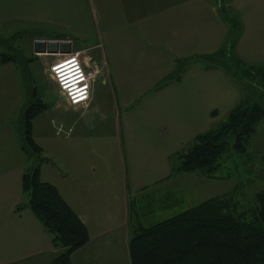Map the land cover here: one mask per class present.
Wrapping results in <instances>:
<instances>
[{
  "label": "crops",
  "instance_id": "1",
  "mask_svg": "<svg viewBox=\"0 0 264 264\" xmlns=\"http://www.w3.org/2000/svg\"><path fill=\"white\" fill-rule=\"evenodd\" d=\"M42 1L60 3V5L69 2V0ZM82 1L90 2L96 14V23L90 25L84 32H89L90 28L93 33H96L102 27L101 30L109 34L107 37L110 42L105 50L98 49V43L84 45L81 48L74 47L73 40L69 36H58L57 39L70 40L72 51L83 52L84 49H92L93 58L96 60L94 62L100 65L101 71L92 84L88 105L78 110L65 108L77 115L79 129L72 143L63 145L59 154H53L59 169L50 167L49 159L41 160L39 161V178L56 187L63 200L86 226L88 240L70 254L71 264H130L128 238L136 232L138 227L147 226L145 225L147 220H151L152 222L149 223L153 224L155 223L153 221H157L160 217H168L161 214H175L209 197L219 195L218 193L231 194L233 183H230L231 175L226 174L224 180L226 186L230 184L229 188L206 196L200 191L206 187L208 179H215V177H205L196 172L185 173L186 176L194 178L198 186L190 188L182 186V190L178 192L165 191L158 200L150 199L144 194L146 190H149L145 187V180L139 176L145 173L151 174V169L147 167L130 170V175L135 181L127 187L126 171L123 169V160L118 147L119 140L115 141L116 154L112 157L114 162L108 163L106 156L100 153L88 155L86 136L88 131L95 128V118L102 117L105 112V108H102L100 103L92 104L95 91L101 88L111 102L108 111L113 117V127L117 125L114 135L119 138V131L126 135V124L121 127L118 122L121 114L117 98L122 101L128 92L133 94L126 83L138 81L134 73L137 72L136 65H144L145 61L150 64L156 61L159 64V68L149 76L150 82L158 81L154 90L144 93L153 92L162 96L165 102L166 117L162 118L164 123L156 130L160 132V134L157 133L158 140H161L163 144L167 137V142L171 143L172 149L168 153L159 149L169 165L157 166L155 183L169 182V177L173 175L169 174L170 162L178 153V150H175L176 147L193 141L198 133L208 130L215 121L217 122L215 119L217 111L213 108L215 106L212 99L216 92L218 93V85L214 84L213 76L198 73V68L203 71H212L213 64L203 65V67H196L193 64L199 56L205 54V50L210 51L220 45L229 27L218 11L219 4L215 0ZM84 2L83 8H85ZM6 3L7 0H0V22L6 19L4 18ZM233 6L240 12L236 5ZM63 7L65 6L62 5ZM241 19L245 24L236 37L235 48L243 49L247 55L264 56V39H262L261 47L255 45L253 41L256 35L252 37L248 33L244 16ZM263 24L260 20L254 22L259 29ZM140 39L149 44L144 47ZM177 65L180 67L176 68ZM219 67L222 66L219 65ZM173 72H179L181 75L173 78ZM1 78L6 76H0V80ZM226 84L229 86L228 83ZM2 86L7 87L0 84V264H49L63 249L52 244L51 234L25 204L26 197L21 188V176L25 169L24 153L7 124L8 115L16 102L7 107L8 92ZM139 90L140 87H137L135 93L137 94ZM224 96L220 95L222 102L229 103V98ZM239 99L237 93L234 94L233 105L238 103ZM211 107L212 110L209 112ZM228 110H224L223 113H227ZM68 120H70L69 117L64 121L68 122ZM146 127L148 128L149 124L144 125L142 130L146 131ZM145 131H142L143 136L147 135ZM57 133H59L58 130ZM189 145L181 150L184 151ZM254 146L264 162V117L257 124L247 149L252 150L249 154L254 153V157L257 158L259 156L256 154L257 151L252 149ZM118 171L120 174L117 175ZM261 179L264 180V178ZM162 180L166 182H160ZM201 182L205 185L201 186ZM223 186L225 187V182ZM88 193H91L90 196L87 195ZM184 197L193 199L194 204L183 208ZM17 206L20 207L16 208Z\"/></svg>",
  "mask_w": 264,
  "mask_h": 264
},
{
  "label": "rangeland",
  "instance_id": "2",
  "mask_svg": "<svg viewBox=\"0 0 264 264\" xmlns=\"http://www.w3.org/2000/svg\"><path fill=\"white\" fill-rule=\"evenodd\" d=\"M215 1L221 4L223 6L222 9L224 8L225 10V23L229 27V31L226 33L220 45L215 46L214 49L212 48L210 51L205 50V54H200L202 56L198 55L199 58L193 64L196 65V67H203L206 63L210 64V54H215L217 50L223 48L224 52H226V58H229L228 65H224L223 63H218L216 56H214L212 60L214 65L211 67L213 69L212 71H203V69L198 68V73H203L205 76H213L214 78H212V80L214 84L216 86L218 85V93L216 89V94L212 99L214 100L213 103L215 106L213 108L217 111V113H215L217 122L215 121V123L209 127L211 129L225 120L228 112L223 113L224 110H228L229 108L228 111H230L231 108L236 106L237 103L233 105L234 103L232 101L236 93L240 98L239 101L250 96L261 99L264 103V93L255 84L253 85L255 77L249 74H247V77L240 76L242 71H249L251 66L257 67L263 65L264 56L247 55L243 49L239 50L238 47L235 48L234 44L236 36L241 32L242 26L245 24L241 19V17L244 16L248 26V33H250L252 37L256 35L253 43L260 47L262 46V39H264V24L259 29V27L257 28L254 25V22L255 20H260L264 23V0H232L233 2H226V0ZM83 2L82 0H69V2L62 4L66 8H62L60 3H48V1L43 2L42 0H7L4 17L6 19L0 22V53H10L14 57V61L8 64L0 63V76H6V78H1L0 84L7 86H2V88H5L8 92L7 107L9 108L12 106V103L16 102V104H13V109L8 115L7 124L8 129H12L13 137L20 146L23 145V147H26L23 123L21 121V111L31 98L26 90V82H31V84L36 85L38 94L45 102L49 103L48 109L40 112L36 118L32 119L33 139L41 145L44 150L39 155L24 154L23 166L25 169L33 168L38 163V160H42V157H46L50 160V167L53 166L55 169H59L57 161L53 159L55 157L53 154H59L63 145L72 143V141L76 139V133L79 129V120L76 118L77 115L65 109L66 106L63 97L58 92L57 87L47 72L48 64L52 60L59 58L61 54H35L32 50L33 41L35 39L59 38L58 36L67 35L73 40L74 47L83 48L84 45L89 46L98 43V49L105 50V48H108L110 41L107 36L109 34H105L104 30H101L102 27H100V30H97L96 33H93L90 28L89 32H84L90 25L96 23V14L90 2H84L85 8H83ZM233 5H236L240 12L236 11ZM217 8H219V6ZM83 25L85 27H83ZM235 28H238L240 31L235 33L237 32ZM140 41L144 47L149 44V42L144 40L140 39ZM91 50L92 49H84L83 52H81L82 58L87 64L96 61L93 58L94 56ZM31 57L33 58L30 60L29 58ZM236 58L238 62L235 60ZM218 64L222 67H219ZM135 67L137 68V72L134 73L137 75L138 83L126 81L128 82L126 86L130 88L133 94L128 92L122 101L117 98L119 102L118 109L121 114L118 122L121 127L126 124V135L124 132L119 131V138L115 137L114 133L117 131V125L113 127V117L108 111L111 102L106 98L103 90L99 88L95 91L92 104L95 102L97 104L100 103L102 108H105V112H103L104 114L102 117L95 118V128L88 131L86 136L87 152L88 155H94L96 153L103 154L106 156L108 163L109 161L114 162L112 157L116 154L114 147L115 141L119 140L118 147L123 160L122 166L126 171L127 187L135 181L130 175V170L133 168L146 169L149 167L148 169H151V174L145 173L139 176L145 180V187L149 189L146 190L144 194L148 195L150 199L157 198L158 200L159 197L164 195L165 191L178 192L182 190V186L183 188H190L192 186L196 187L198 184L195 182L194 178L186 176L184 172L173 174L169 177V182L162 180L160 182L165 181L166 183H155L157 179V171L155 169L158 168L157 166L163 164L167 167L169 165V163L165 161L167 160L165 156L159 152V149H163L166 153L172 149L171 143L167 142V137H165L166 141H164L163 144L161 140H158L157 133L160 134V132L156 130L164 123L162 118L166 117L164 99L161 98L162 96H158L153 92L149 94L144 93L154 90L155 84L158 81L150 82L149 76L152 75L155 69L159 68V64H157L156 61H153L151 64L145 61L144 65L140 64ZM179 67L180 65L176 66V68ZM174 73L175 72H173V78H177L181 75L179 72ZM146 80L147 82H144ZM209 80L210 79H208V81ZM226 83H228L229 86ZM136 86L140 87L137 94L135 93L137 91ZM222 94L225 95L224 98H229V103L222 102L223 99L220 97ZM211 110L212 107L209 108V112H211ZM200 116H202V113H200ZM68 117L70 120L65 122L64 120ZM147 124H149V127H146L147 130H142L144 125ZM209 124L210 123H208V125ZM47 125H50V127H47ZM137 125L141 126L138 127ZM47 129H49V131H47ZM57 130L59 133L56 134ZM142 131H145L147 135L143 136ZM48 132H50V134ZM192 142L193 141L185 142L183 145L177 146L175 150H178V153L173 157L176 159L180 151H183L181 148L189 144L191 145ZM252 149L257 151L255 146L252 147ZM251 151L246 150L238 152L228 149L222 155L220 165L215 171L218 177H215V179H208L206 187L201 190L200 193L210 196L215 192L227 190L230 184L228 183V186H226L224 178L226 174H230V183H233L231 187L232 192L234 191L233 198L237 199L240 207L249 206L252 203L254 193L264 189V180L261 179L264 178V162L261 160L259 151L256 152V154L259 155L257 158L254 157V153L249 154ZM60 166H62V164ZM136 173L138 175L137 170ZM153 173L155 175H153ZM118 174H120L119 171L117 172V175ZM112 176L114 180V174ZM86 178L88 179V176H86ZM224 182L225 187L223 186ZM202 183L204 182H201V186L205 185ZM90 194L91 193H88L87 195L90 196ZM218 194L221 195V193ZM96 197L98 198V194ZM194 202L195 201L190 197H184L182 206L184 208L190 204H194ZM161 215L169 216L170 214L165 213ZM162 218L165 217H160L157 221ZM150 221L151 220H147L145 225L151 224L149 223Z\"/></svg>",
  "mask_w": 264,
  "mask_h": 264
},
{
  "label": "trees",
  "instance_id": "3",
  "mask_svg": "<svg viewBox=\"0 0 264 264\" xmlns=\"http://www.w3.org/2000/svg\"><path fill=\"white\" fill-rule=\"evenodd\" d=\"M218 6L225 21V10L221 4ZM235 29V33L240 31ZM223 49L211 53L210 64L204 65H212L214 56L218 63L228 65L229 58ZM10 61H14L10 53H0V63ZM247 74L255 77L253 85L264 93V64L251 66L240 76ZM26 83L31 98L21 111L26 142V147L21 148L24 154L39 155L42 149L33 139L32 119L48 109L49 103L38 94L36 85ZM262 117L261 99L249 96L240 100L222 123L198 133L191 145L172 159L169 174L196 172L218 177L215 171L222 155L228 149L246 151ZM46 159L42 157V161ZM39 161L21 176L25 204L51 234L52 244L63 249L49 264H71L70 254L86 243L88 232L56 187L39 178ZM233 193L209 197L153 224L138 227L128 238L130 264H264V190L255 192L252 203L245 207H240Z\"/></svg>",
  "mask_w": 264,
  "mask_h": 264
},
{
  "label": "built area",
  "instance_id": "4",
  "mask_svg": "<svg viewBox=\"0 0 264 264\" xmlns=\"http://www.w3.org/2000/svg\"><path fill=\"white\" fill-rule=\"evenodd\" d=\"M100 71L101 67L95 62L87 64L80 51L61 54L47 67L48 75L62 95L65 106L74 109L88 105L92 84Z\"/></svg>",
  "mask_w": 264,
  "mask_h": 264
},
{
  "label": "water",
  "instance_id": "5",
  "mask_svg": "<svg viewBox=\"0 0 264 264\" xmlns=\"http://www.w3.org/2000/svg\"><path fill=\"white\" fill-rule=\"evenodd\" d=\"M32 50L37 53H69L71 52V42L69 39H35L32 43Z\"/></svg>",
  "mask_w": 264,
  "mask_h": 264
}]
</instances>
